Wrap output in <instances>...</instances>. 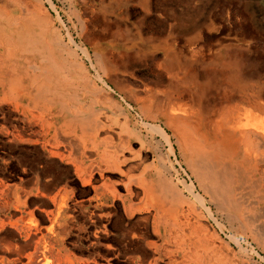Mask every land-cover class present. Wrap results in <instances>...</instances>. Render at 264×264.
I'll return each instance as SVG.
<instances>
[{"label": "rangeland", "instance_id": "rangeland-1", "mask_svg": "<svg viewBox=\"0 0 264 264\" xmlns=\"http://www.w3.org/2000/svg\"><path fill=\"white\" fill-rule=\"evenodd\" d=\"M196 4L197 29L185 33L188 42L182 43L179 60H149L133 55L130 49H111L93 41L92 34H85L89 26L70 17L64 0H0V91L4 99L28 122L37 118L41 136L42 129L50 127L54 148L63 145L56 132L65 131L70 140L65 143V154L73 157L77 153L75 143H85L90 156H96V150L101 152V177L117 196L112 202L104 199L103 190L95 193L92 189L93 204L88 208L77 200L69 202V191L68 204H81L84 210L75 212V225L66 232L71 234L63 245L80 260L92 256L96 264L107 260L110 264H138L129 254L113 258L105 247L92 244L89 235L96 225L110 219L105 223L108 230L113 222H121L142 232L144 242H153L151 220L156 213L163 223L191 224L209 264H264V205H219L204 190L194 152L167 114L162 92L168 83L163 61H252V67L264 76V0H197ZM12 78L13 89L7 92ZM197 83L203 86L205 80L197 79ZM37 86H42L40 93ZM23 93L35 96L36 102L21 103ZM240 105L249 106L231 101L226 109ZM157 126L165 130L167 141ZM36 139L30 138L33 143ZM24 147L22 152L31 149ZM40 153L35 158L42 161L39 166L48 169L57 163L64 167V179L70 171L76 177L66 159L47 158L41 145ZM120 176L123 178L117 183L123 191L118 193L109 177L117 180ZM95 181L92 186L102 182L98 176ZM186 184H192L203 197L215 220ZM62 185L67 186L66 179ZM86 186L80 181L78 190ZM30 201L38 202H29L32 209L51 206L40 194L32 195ZM123 203H141L140 211L128 217L122 212ZM160 208L163 216H159ZM89 210L97 224L85 225L88 228L79 232L78 227L87 223ZM96 212L101 213V220Z\"/></svg>", "mask_w": 264, "mask_h": 264}, {"label": "crops", "instance_id": "crops-1", "mask_svg": "<svg viewBox=\"0 0 264 264\" xmlns=\"http://www.w3.org/2000/svg\"><path fill=\"white\" fill-rule=\"evenodd\" d=\"M196 1L64 0L70 17L73 16L80 24L89 26L85 34H92L93 41L103 43L111 49H130L133 55L149 58V60H179L180 50L184 46L182 43L186 45L188 42L185 33H195L197 29ZM162 68L168 77V83L162 90L163 95L165 97L171 95L175 100L186 104L194 112L192 117L199 123L200 131L210 132L209 130H213L212 125L232 117L241 122L246 110L249 109L257 114L256 105H264V76L261 71L252 67V61H163ZM197 79L205 80V84L200 86ZM10 82L12 84L9 83L7 92L13 89L11 87L14 85L15 78H12ZM32 84L36 86L35 81H32ZM41 88L42 86L40 88L37 86L38 93L42 91ZM24 101L35 103L36 98L23 93L21 103ZM231 101L247 103L249 106L240 105L234 109H226ZM24 109L25 107L22 106V110ZM31 112L36 113V109ZM29 121L20 110H16L4 99L0 91V264H44L46 260L49 264H96L92 256L80 260L71 255L63 242L65 237L71 234L66 232L75 225V212L84 210L81 204H68L69 191L72 195L69 202L77 200L88 208L93 204V191L96 193L103 190L104 199H112V202L117 197L112 185L101 177V162L104 161L102 154L96 150L94 154L96 156H90L91 151L86 150L85 143H81V146L74 144L77 153L73 151L75 153L73 157L69 152L65 154V143L69 144V139L61 137L64 147L62 145L54 148L55 140L52 138L53 135L50 137V127L47 130L42 129L43 136H41L38 119ZM210 122L211 125H209ZM63 133L65 135V131ZM30 138H37L35 141L38 142L33 143ZM207 139L211 138L207 137ZM232 139L235 144L232 141L231 145L241 144L239 137ZM211 140H215V135ZM40 145L47 158L66 159L72 165L76 177L83 184H87L86 188L82 191L78 190L80 181L71 171L65 177L67 186L62 185L65 180L64 167L60 164L53 163L48 166V169L39 166L42 161L35 158L41 155ZM24 146L31 149L22 152ZM242 155L239 152L234 156L238 158ZM96 162H99L100 169L95 168ZM108 171L110 170L106 172ZM261 174L256 172L252 176L256 179L261 177ZM96 175L102 182L92 186V183H96ZM212 175L215 178L214 172ZM121 178L123 176L118 177L117 180L109 177L114 181V188L118 193L123 191L117 183ZM212 182L215 185L213 180ZM124 185L127 186L126 183ZM118 186L120 190L117 189ZM125 191L128 192L127 187ZM261 192L264 193V185L261 187ZM36 194L50 200L51 206L47 209L29 208V202H31L30 205L38 204L37 201H30L32 195ZM219 195L222 196V200L218 199L220 205L229 203L226 200L229 195L221 193ZM256 195L254 194L250 199L256 201L254 205L250 202L245 205H264V199L256 198ZM214 200L217 202L216 199ZM60 205L63 207L59 210L57 207ZM139 205L123 203L121 209L126 216L130 217L135 210L140 211ZM98 206H102V203ZM235 206L240 205L235 204ZM91 212V210L86 212L89 214L87 223L79 226L78 231L81 228L85 230L87 227L85 225L97 224ZM96 215L101 220V213L96 212ZM153 217L154 215L151 225ZM109 221L110 219H106L104 223L99 224L100 226L96 225L89 235L92 237L91 243L96 244L97 247H105L107 253L113 258L117 254H129L130 258L139 264L144 255L134 250L140 244L135 242L132 228L115 221L109 230L111 233L96 234ZM124 227L128 229V233H118V230ZM155 239L157 241V237ZM144 241L141 240V245L149 249L148 241ZM29 251L31 252L27 253ZM53 256L54 260L51 259ZM136 256L139 258L135 259ZM112 257L108 256L109 260H112ZM151 257H146V262L143 264L151 260ZM106 264H110L108 260Z\"/></svg>", "mask_w": 264, "mask_h": 264}, {"label": "bare ground", "instance_id": "bare-ground-1", "mask_svg": "<svg viewBox=\"0 0 264 264\" xmlns=\"http://www.w3.org/2000/svg\"><path fill=\"white\" fill-rule=\"evenodd\" d=\"M83 51L86 53L85 49ZM165 101L167 104V114L176 123L180 133L185 137V140L194 152L195 169H197L200 175L204 190L210 193L219 205L218 199L222 200V196L219 195L220 193L222 195H229L226 200L232 206H235V204L241 206L249 202L254 205L256 201L254 199L250 200L254 194H257L256 198L262 197L264 199V193L261 192V187L264 185V105H256L258 109L257 114H254L249 109L246 110L244 119L241 122L237 118L232 117L226 121L223 120L221 123L212 125L213 130H209L210 132H208L204 130L200 131L199 123L192 117L194 112L186 104L177 101V99L175 100L171 95L165 97ZM198 120H200L199 117ZM209 125H211V122ZM157 127L159 133L167 141L168 136L165 130L162 126ZM214 135L215 140H211ZM206 136L211 137V139H207ZM61 137L68 138L63 132H56V138L57 140L59 139L58 142L62 143ZM237 137L241 139V144L231 145V142L234 140L232 138L236 139ZM233 144H235V141H233ZM181 151L183 150L181 149ZM239 152L243 155L236 158L234 155H237ZM99 166V162H96L95 168L100 169ZM213 172L215 173V178L212 175ZM256 172H261L262 174L261 177L254 179L252 174ZM212 180L215 182V185ZM185 187L201 203L208 216L215 220L210 209L204 205L207 203H204L203 197L199 193H196L194 186L186 184ZM159 213V216H163L164 211L162 208H160ZM70 217L72 218V216ZM192 227L189 223L182 225L177 222L163 223L159 220L158 215L154 213L152 229L154 236L157 237V241H148V249L141 245V240L144 241V234L131 226L133 238L136 240L135 242L140 244L134 250L142 252L144 255L139 264L145 263V258L151 257L152 254L151 260L146 264H209L207 261L209 259H206L204 249L202 250L198 246V236ZM80 230H84V228ZM99 233L106 235L111 232L103 225L102 230L96 232V234ZM118 233H128V229L124 227L120 231L118 230ZM138 258L139 256L135 257V259ZM45 264H49V261H46Z\"/></svg>", "mask_w": 264, "mask_h": 264}]
</instances>
